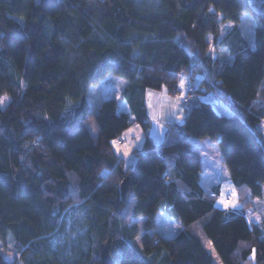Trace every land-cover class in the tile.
<instances>
[{
    "label": "trees",
    "instance_id": "16d2710c",
    "mask_svg": "<svg viewBox=\"0 0 264 264\" xmlns=\"http://www.w3.org/2000/svg\"><path fill=\"white\" fill-rule=\"evenodd\" d=\"M247 11L254 45L238 35L227 62L217 51L230 34L220 39L221 24ZM181 73L200 78L189 93L211 91L228 113L187 100L182 124L156 146L147 134L144 91L174 94ZM114 77L125 85L90 114V86L101 80L115 87ZM4 94L0 264H99L107 238L118 264H213L210 245L223 264H264V238L242 213L264 185V12L251 0H0ZM134 121L145 138L126 164L113 140ZM191 136L217 143L240 211L226 215L217 193L199 184L200 146ZM72 207L82 216L70 233H82L74 244H60ZM161 209L181 229L169 237L144 231L140 247L130 243L133 219L142 215L152 227ZM8 236L17 260L4 257Z\"/></svg>",
    "mask_w": 264,
    "mask_h": 264
},
{
    "label": "rangeland",
    "instance_id": "374dc122",
    "mask_svg": "<svg viewBox=\"0 0 264 264\" xmlns=\"http://www.w3.org/2000/svg\"><path fill=\"white\" fill-rule=\"evenodd\" d=\"M252 7L259 12H264V0H253ZM253 27H254V19L250 12H244L241 14L240 19L238 22H225L221 24V30H220V39L227 34V32L230 34L227 36L226 40L224 42L217 43V51L221 55V57L227 61H232V54L231 49L236 47L238 44H240L238 40V35L241 36L244 41H246L247 45L253 46L254 45V33H253ZM184 74V73H181ZM179 75V74H178ZM199 83V80L192 79V83ZM191 82L187 84L186 88L187 91L192 88ZM109 91V88L104 87L103 85H93L91 87L89 94L87 95V98L90 103V109L89 113L93 114L96 113L98 106L100 104V101L107 95ZM93 92V93H92ZM10 97L6 94L2 95L0 97V109H2L7 102L9 101ZM204 101L210 102L213 107L221 113L227 114L228 110L224 107L222 103H219L212 99L209 96H206L203 98ZM152 119H156L154 116L151 118H147L148 122L152 123L154 125L155 120L152 121ZM86 126L89 128V130L94 133L95 130L93 126L89 122H85ZM137 128H140L138 123H134ZM151 130H153V127H151ZM258 130L261 133V136L264 140V117L261 119V121L258 124ZM194 142L196 140H201V143H198L200 146V166L202 168L201 171V177L202 180L206 176V191H210V183L209 180L213 178L214 175L218 176H224L228 169L225 165V163L222 161L221 153L219 150V147L215 141H211L208 137L199 138L195 136L190 137ZM221 196H217L215 198V204L218 207L223 208L226 212V215H229L228 211H240L241 210V204L237 198V192L232 184V182L229 180V178L224 180H221ZM263 195L260 198H253L252 199V205L245 208L242 213L245 215L246 219L248 221H253L257 224L260 230L261 236L264 238V185L262 187ZM226 196L229 197L230 200H226L228 202H224L223 198ZM82 214L77 210L76 207L69 208L66 210L64 214L65 218V228L64 231L60 234L59 243L62 244L64 241H66L68 244L75 243L74 241L77 238V234L82 233V229L78 228L77 232L74 231V233H70V228L72 225H74L75 220L78 218L80 219ZM144 216H137L133 219L132 224H130V231L134 233L133 235H130L129 241L130 243H137L140 247V237L144 231H148L150 234L152 233H158V235L162 237H169L175 235L180 229H181V223L167 210L161 209L159 210L154 218V224L152 227H145L144 224ZM70 233V235H69ZM74 240V241H73ZM134 243V245H136ZM14 241L11 236H8L5 246H4V257L7 260L18 259V253L13 247ZM55 247V246H54ZM69 247V246H68ZM207 251L212 256L213 264H223L222 261L219 259L217 253L215 252L214 248L210 245L207 248ZM68 253V251H67ZM65 255V254H64ZM113 264H118L114 262Z\"/></svg>",
    "mask_w": 264,
    "mask_h": 264
},
{
    "label": "crops",
    "instance_id": "0c3cea01",
    "mask_svg": "<svg viewBox=\"0 0 264 264\" xmlns=\"http://www.w3.org/2000/svg\"><path fill=\"white\" fill-rule=\"evenodd\" d=\"M251 3H253V0H251ZM223 37L221 38V40L223 39ZM192 79L200 80L199 76L196 74L192 76L188 74H179L177 81V91L174 94H169L163 88L160 90H154L150 88L145 89L143 100L147 111V118L149 119L152 116L156 118L152 119V121L155 120L153 121L154 125L151 122L149 123L147 134L156 146L161 145L171 129H176L180 124H182L186 109L188 107V104L186 102L187 100H204V97L209 96L215 101L222 103L211 91H208L206 93H189L186 86L190 82L192 83ZM114 81L115 87H109V91L107 95L103 97V99L110 97L117 92H120L121 88L126 83L125 80L117 77H114ZM192 84V88L196 86L199 87L198 83L193 82ZM96 85H100L101 87V85H103L102 81L99 80ZM91 87H93V85L90 86L85 96L89 107L90 103L87 95L89 94ZM199 90H202V88H199ZM224 107L227 109L225 105ZM134 123L137 122H132L127 129H125L116 139L113 140V145L117 155L119 156V158L123 159L126 164L133 162L134 154L141 148L145 138L144 130L142 129V127L139 126L140 128H137ZM151 127H153V130H151ZM200 141L196 140V143H201ZM200 158L201 157L199 155V160ZM201 171L202 168L200 169L198 174V182L203 188H205L206 184L208 183L206 182V176L202 180ZM224 178H229V173L227 174L226 172L224 176L214 175L213 178L209 180V182L212 181L209 185L211 190L207 192L210 194L215 192L217 193V196H221V180H224ZM223 201L228 202L225 201V198H223Z\"/></svg>",
    "mask_w": 264,
    "mask_h": 264
},
{
    "label": "water",
    "instance_id": "95a60500",
    "mask_svg": "<svg viewBox=\"0 0 264 264\" xmlns=\"http://www.w3.org/2000/svg\"><path fill=\"white\" fill-rule=\"evenodd\" d=\"M128 184H129V176L124 177L119 184L120 193H121L122 198H125V195L128 189ZM100 259L102 263H99V264H113L114 263V259L110 253V239L109 238L103 240L100 245Z\"/></svg>",
    "mask_w": 264,
    "mask_h": 264
},
{
    "label": "built area",
    "instance_id": "2783aa9c",
    "mask_svg": "<svg viewBox=\"0 0 264 264\" xmlns=\"http://www.w3.org/2000/svg\"><path fill=\"white\" fill-rule=\"evenodd\" d=\"M212 195L214 196L215 194H214V193H212ZM225 199H226V200H229V197H228V196H226V197H225Z\"/></svg>",
    "mask_w": 264,
    "mask_h": 264
}]
</instances>
